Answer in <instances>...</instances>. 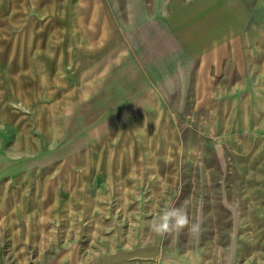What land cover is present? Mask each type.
Masks as SVG:
<instances>
[{
  "label": "rangeland",
  "instance_id": "obj_1",
  "mask_svg": "<svg viewBox=\"0 0 264 264\" xmlns=\"http://www.w3.org/2000/svg\"><path fill=\"white\" fill-rule=\"evenodd\" d=\"M245 1L246 54L213 73L160 24L169 0H0V264H264V0ZM169 206L198 240L152 231Z\"/></svg>",
  "mask_w": 264,
  "mask_h": 264
},
{
  "label": "crops",
  "instance_id": "obj_2",
  "mask_svg": "<svg viewBox=\"0 0 264 264\" xmlns=\"http://www.w3.org/2000/svg\"><path fill=\"white\" fill-rule=\"evenodd\" d=\"M169 1L160 24L168 26L182 52L202 60L197 66L213 67L209 72L217 73L242 61L246 54L243 33L251 17L245 0Z\"/></svg>",
  "mask_w": 264,
  "mask_h": 264
},
{
  "label": "clouds",
  "instance_id": "obj_3",
  "mask_svg": "<svg viewBox=\"0 0 264 264\" xmlns=\"http://www.w3.org/2000/svg\"><path fill=\"white\" fill-rule=\"evenodd\" d=\"M202 223V220L190 223L186 209L169 206L163 210L157 220L152 222L151 228L156 235L163 236L171 232H180L187 227L189 232L198 240L203 231ZM165 264H173V262L169 260Z\"/></svg>",
  "mask_w": 264,
  "mask_h": 264
}]
</instances>
